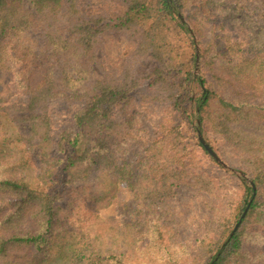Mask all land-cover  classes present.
<instances>
[{
  "label": "trees",
  "instance_id": "1",
  "mask_svg": "<svg viewBox=\"0 0 264 264\" xmlns=\"http://www.w3.org/2000/svg\"><path fill=\"white\" fill-rule=\"evenodd\" d=\"M83 5L94 2L0 0V264L263 263L264 249L244 247L264 228V8L253 17L238 0H127L115 17ZM115 30L136 35V51L127 72L97 77L102 35ZM144 60L156 66L137 74ZM53 101L71 129L53 133ZM136 101L183 124L142 126ZM198 130L215 153L213 142L234 145L247 170L229 210L179 255L167 222L148 217L190 181L218 187L196 171L200 153L214 160ZM122 146L136 149L133 165L118 161ZM122 184L140 209L117 224L99 211Z\"/></svg>",
  "mask_w": 264,
  "mask_h": 264
},
{
  "label": "rangeland",
  "instance_id": "2",
  "mask_svg": "<svg viewBox=\"0 0 264 264\" xmlns=\"http://www.w3.org/2000/svg\"><path fill=\"white\" fill-rule=\"evenodd\" d=\"M94 5H83L82 9L93 14H109L111 16L121 15L126 6L127 0H92ZM247 10L253 13V17L261 13L264 8V0H238ZM197 51L199 50L198 39L195 35L192 36ZM138 45V37L131 35L126 31H107L102 35V40L97 52L98 65L94 67L97 77L115 76L118 78L122 73L127 72L128 64L136 51ZM154 60H144L136 66L137 74H148L154 67ZM198 72V69L196 70ZM144 86H140L137 92H141ZM14 99L24 100L22 96H13ZM137 107L145 114L141 115L142 126H150L158 120H163L167 125L183 124L179 114H170L168 107L156 103H148L145 101H136ZM49 114L52 120L53 133L57 134L63 129H71V112L66 109V106L53 101L49 104ZM246 126V124H244ZM182 126V130L187 139L193 140V133ZM198 138V134H197ZM199 140V139H198ZM213 146L217 150L216 154L221 159L222 163L210 159L207 156H202L200 153L197 159V172H203L205 175L213 177L217 182L218 187L208 193L197 189L196 182L190 181L189 185H184L177 189V194L170 199L167 206L159 212L149 214V219L157 218L170 226L167 229V234L172 247L171 251L178 252L181 255L182 246L188 249L189 252L195 250L200 238L202 237V227L209 226V221L223 212L237 199L240 193L238 183V175L240 172L247 170L243 162V155L232 144L221 141L213 142ZM136 149L132 146H122L116 150L118 161H128L135 163ZM59 155V154H57ZM56 155V156H57ZM55 156V154L53 155ZM232 172V173H230ZM136 173V172H135ZM134 173V174H135ZM192 183V185H190ZM139 204L137 198L129 187L125 184L119 186L115 197L110 205L100 209L99 215L102 218H115L117 224L123 223L126 220L139 215ZM146 240L141 242L145 245ZM197 249V248H196ZM245 250L257 252L264 249V228L254 227L249 233L245 243ZM261 264H264L261 263Z\"/></svg>",
  "mask_w": 264,
  "mask_h": 264
},
{
  "label": "water",
  "instance_id": "3",
  "mask_svg": "<svg viewBox=\"0 0 264 264\" xmlns=\"http://www.w3.org/2000/svg\"><path fill=\"white\" fill-rule=\"evenodd\" d=\"M197 134H198V139H199V141H200L201 144L204 146V148L207 150V152H208V153H209V154H210V155H211V156H212L217 162L222 163L221 159L217 156V154L214 152V150H213V149L207 144V142H205V140L203 139V137H202V135H201V133H200L199 130H198ZM246 210H247V208L244 210V212H243V214H242V217L244 216ZM238 224H239V223H237V224L235 225V228H234V229L237 228Z\"/></svg>",
  "mask_w": 264,
  "mask_h": 264
}]
</instances>
